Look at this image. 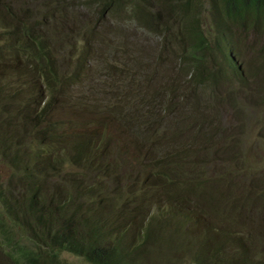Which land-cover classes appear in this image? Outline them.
Wrapping results in <instances>:
<instances>
[{"label":"trees","instance_id":"trees-1","mask_svg":"<svg viewBox=\"0 0 264 264\" xmlns=\"http://www.w3.org/2000/svg\"><path fill=\"white\" fill-rule=\"evenodd\" d=\"M123 14L162 38L159 85L146 52L144 67H137L131 55L140 52L125 43L114 47L103 35L104 23ZM65 22L73 29L67 31ZM0 27V169L11 172L6 178L0 172V264H74L71 258L85 264H190L191 255L193 264H264V231L244 234L229 248L234 231L228 224H246L239 203L247 199L234 187L232 166L216 164L222 156L234 161L238 148L218 121L222 110L233 107L252 80L264 83V0H42L32 12L0 0ZM114 32L115 41L126 37ZM60 34L68 41L61 42ZM246 53L254 64L249 71L243 68ZM95 68L111 85L90 83ZM132 76L137 89L127 93L129 101L112 90L107 97L108 88L128 91ZM10 79L22 83L21 90L11 93ZM82 87L83 96L99 90L102 109L98 97H87L101 118L55 120L65 100L73 115L86 113L83 98H74ZM128 104L132 111L125 116ZM96 122L99 135L90 130L87 140L80 127L93 129ZM115 122L127 123L125 147L138 159L143 155L141 167L132 168L104 142V130ZM47 142L59 145L45 150ZM147 145L151 156L144 155ZM62 147L64 157L58 154ZM199 152H213L205 165L195 160ZM84 165L88 172L75 177ZM128 169L132 184H122L119 172ZM100 178L111 187H100ZM185 187L198 195H183ZM191 209L211 217L209 239H203L208 246L191 245L202 240L201 231L180 236Z\"/></svg>","mask_w":264,"mask_h":264},{"label":"rangeland","instance_id":"rangeland-1","mask_svg":"<svg viewBox=\"0 0 264 264\" xmlns=\"http://www.w3.org/2000/svg\"><path fill=\"white\" fill-rule=\"evenodd\" d=\"M42 0H15L17 5L23 9H25V12L29 11L32 12L36 7L39 6L40 2ZM82 14H86L81 8ZM96 18V17H95ZM93 19V17H91ZM64 28L67 27V31H70L73 29V26H69L68 22L64 23ZM0 27V32L2 31ZM113 28L115 30H120L124 34H126V37L128 36L131 43L126 42V37L124 40L121 41H115L119 40L118 34L116 32H110V36L108 34V29ZM103 35L109 38L112 41L113 46H119L125 43L128 47V49L131 52H140L137 55H131L134 59H136L139 65L133 64L137 67H144L141 65V57H143L144 53L146 52V57L151 60V63H148V67L152 68L149 71V74H154L157 72V66H156V53L157 50H161L162 47V38L156 36L155 34H152L148 32L146 29L139 28L136 23L132 20H127V15L123 14L120 17L110 18L106 23L103 25ZM61 42L62 41H68L65 39L64 36L61 34L59 35ZM102 39V38H101ZM118 42V44H116ZM67 45H70L72 43H66ZM64 44V45H66ZM55 46L58 49V51L61 53V45L57 41ZM111 52H114L111 50ZM117 56L116 53H113L111 55V58H115ZM246 59L245 63L243 65V68L245 70H250L251 67H254L253 63H250L252 60L251 54L246 53ZM124 59V58H123ZM122 61H125L126 58ZM158 61V60H157ZM248 61V62H247ZM252 65V66H250ZM28 67V66H27ZM29 68V67H28ZM96 74L97 76L91 80L90 83H96L99 82L96 88H100L104 85H111V83L105 78V75L102 74V72L98 69ZM262 69H264V66H262ZM260 77V76H259ZM134 78H140L139 75L134 74ZM148 78H154L152 76H148ZM155 81L160 84V75L159 72H157V79L154 78ZM249 79V78H248ZM133 80L130 78L127 81V87L128 91L125 87L119 89L118 91L113 88L106 89L107 97H110V91L112 90L113 93H116V95H121L124 99L128 98V101L130 100L129 97H127V93L130 91L131 96L134 94V90L137 89L135 84H130V81ZM251 84H254V86L247 85V90L245 92L240 93L236 96L235 104L233 107H225L222 110V114L220 115L218 121L220 122V125L227 126L228 132L231 135V138L235 137L237 139L236 143L238 145L237 148V155L236 159L234 161H222L225 156H222L220 161H218L216 164L219 166H232V169L234 171V187H238L239 191L246 196V201H240L239 207L241 211V219L246 222L244 225L238 224V222L233 224H228V230L234 231L229 236V248L235 247V243L238 239H242L244 234L252 233L254 235H260V232L258 230L264 231V199L259 198V195H264V83H262V80H252L250 82ZM8 84V88L12 90L11 93L21 90L22 83L16 81L14 79H10L6 82ZM12 85L13 88H12ZM85 87V86H84ZM82 87L76 94L74 93V98L82 97L83 99L80 100L82 105H84L83 109L86 111L84 113L81 112L82 115H73L72 112H70L67 105H64V103L67 101L65 100L62 105L60 106L55 120L58 119H66L65 121H69V119H77L78 123H82L83 121H97L98 118H101L100 115L96 112L93 113L90 110L91 102L90 99L87 96L95 95L98 97L99 102L97 104L98 109H102L104 106V100L100 96V92L98 89L92 90L87 96L80 92L84 89ZM239 89V88H234ZM26 90V86L24 85V91ZM228 90H231L230 88ZM28 94V92L26 93ZM234 97V96H233ZM154 99V97H152ZM71 100V99H68ZM127 101V102H128ZM125 103V106L127 104ZM229 102V100L227 101ZM209 107V103L206 108ZM224 107V106H223ZM124 115L126 116L128 113L132 111V106L128 104L127 108H125ZM207 115H211V111L207 112ZM102 116H105V113H103ZM205 120L209 121V117H204ZM125 120V119H124ZM123 120V121H124ZM92 126V125H91ZM91 126H84L81 125L80 130L86 135V139H89V132L90 130H93L94 135L97 137L99 135L98 129H100L98 122L94 123L93 129H91ZM127 123L122 122L121 125H117L115 122L112 124L109 128L104 130L105 135V141L109 140V142L112 143L113 147L116 151L120 150V153L122 156L125 157V159H129L131 164L130 166L132 168H138L141 167L139 164L143 163V155L140 159H138L136 156L132 154V152L125 147L129 142L128 135L126 132ZM214 128H216V125H214ZM211 125L208 127L207 131L210 133ZM233 130V132H232ZM103 132V130H102ZM234 133V134H232ZM60 142V141H59ZM57 142V143H59ZM53 144H50L49 142L45 145V150H51L56 149L58 145H55L51 147ZM64 147H62L59 150L60 155H62L61 151ZM151 147L149 145L146 146L144 149V155L151 156ZM213 152H199L195 155V160L199 162L200 164L205 165L212 157ZM64 157V155H62ZM231 158V157H230ZM229 158V159H230ZM153 165V164H151ZM76 174L78 173H87L88 172V166L84 165L81 168L75 169ZM70 172V171H68ZM121 175V181L127 182L129 184H132V174L130 172L121 171L119 172ZM74 177V178H75ZM87 180L89 184H93L94 180L92 177H87ZM98 184L103 189H108L111 187V185L104 179L100 178L98 180ZM161 191H165L164 188L160 189ZM183 195L185 196H197L198 192L193 189L192 187H185L183 190ZM76 194H78V191H76ZM233 194H236V190H234ZM175 201L174 198H171L167 203L172 204ZM191 221H186L185 223H182L181 230H180V236L185 238L190 234H194L201 231L202 240L197 243H191L192 246H197L198 244H205L207 243L203 239H209L208 235H210V227L212 224L211 217L209 215H204L199 217L197 214L193 212L191 209ZM230 213V212H229ZM221 222V221H220ZM222 224H226L221 222ZM250 223L252 227L248 224ZM255 227V228H253ZM226 229V228H225ZM258 229V230H257ZM223 241H226V237L223 236ZM261 253H264V245L259 250ZM71 261L74 264H85L82 261H79L78 259L71 258ZM193 256L189 258V263L193 264Z\"/></svg>","mask_w":264,"mask_h":264},{"label":"clouds","instance_id":"clouds-1","mask_svg":"<svg viewBox=\"0 0 264 264\" xmlns=\"http://www.w3.org/2000/svg\"><path fill=\"white\" fill-rule=\"evenodd\" d=\"M38 88H40V87H38ZM36 170H39V171H41V167L40 166H36V167H34ZM0 172H1V174L6 178L11 172H10V170H8V169H5V168H1L0 169ZM128 172H130L131 173V171L128 169ZM8 173V174H7ZM46 175H48L52 180H53V177L48 173V172H44ZM48 178V177H47ZM46 178V179H47ZM54 179H56L55 177H54ZM57 180V179H56ZM120 183H122V184H125L126 182H122L121 180L119 181ZM18 191V190H17ZM17 191H16V194H17Z\"/></svg>","mask_w":264,"mask_h":264}]
</instances>
